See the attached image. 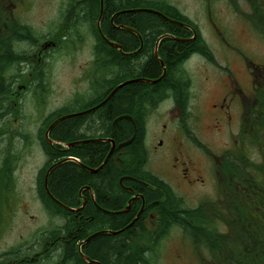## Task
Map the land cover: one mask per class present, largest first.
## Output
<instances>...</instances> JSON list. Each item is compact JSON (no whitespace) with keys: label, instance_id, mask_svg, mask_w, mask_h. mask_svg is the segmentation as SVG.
<instances>
[{"label":"flooded vegetation","instance_id":"af4514ba","mask_svg":"<svg viewBox=\"0 0 264 264\" xmlns=\"http://www.w3.org/2000/svg\"><path fill=\"white\" fill-rule=\"evenodd\" d=\"M81 1L60 0L57 18L43 22L40 31L39 27L34 25L38 26V23L33 21L34 17L29 15L32 12L33 0H0V147L5 146L3 144L11 137L10 128L6 127L8 120L11 119L14 126L18 124L15 134V140H18L22 136L20 129L24 110L28 106H33L37 111L48 108L47 102L53 90L55 53L64 52L69 57L71 51L85 49L89 51V59L81 66L82 74L73 80L68 79L69 87L72 84L76 91L69 97L66 105L58 109L67 112L68 115L74 114L72 117H86L88 120L93 118L109 100L114 99L118 90L126 87L118 88L120 84L128 80L146 79L129 77L126 79L125 76L118 75L119 68L114 65L117 60L104 58L101 50L106 46L112 47L120 56L130 58L135 56L136 51H125L119 42L106 39L115 44L111 46L104 39L103 30L100 28L107 19L103 18L101 13L97 19L95 16H88L82 11ZM236 12L244 21L249 14H253L251 10L249 13L243 10ZM110 24L116 31L123 32L126 29L124 26H116L114 17ZM247 24L264 40L250 22ZM214 27L218 35L222 36L226 50L238 55L237 64L228 58L219 59L214 48L203 37L198 25L184 27L183 31L187 33L181 37L184 41L180 43L183 45L192 43L191 51L188 49L181 51L184 55L181 68L178 63L173 69L175 73L172 74L176 81L173 85L178 84L184 89V102L179 104L174 90L162 86L153 93L157 99L143 105L140 111V125L143 129L142 148L147 159L142 163L144 170L137 175L128 174L119 178V186L125 194L123 197L120 196L124 199L123 208L118 211L105 209L99 202L97 188L91 185H84L80 189V202L76 203L78 206H68L64 215L54 206L49 208L41 203L40 210L55 223L44 229L37 228L35 233L45 232L33 236L34 242L26 250L21 244H14L9 250L1 252L0 264H101L86 254L88 242L100 234L115 235L124 230L112 231L106 228L103 231H94L96 233L93 232V235L90 232L74 247L72 242L76 230L72 226L75 223L82 224L83 212L87 213L88 206L103 213L109 211L111 216H119L126 212L135 214L137 210L130 225L146 215L145 228L155 231L159 224L164 222L165 217L160 207L165 205L168 199L171 204L182 209H202L206 213V219L211 218L213 225L216 224L218 232L221 233L222 250H219L214 235L210 238L209 248H206L198 246V243L195 245L180 227L175 226L171 229L169 236L178 228L190 240L194 249L193 255L201 264H264V59H259L252 53L258 59L254 61L247 55L251 53L245 52L239 45L229 43V38L222 28ZM128 31L130 34L135 33L132 30ZM98 35L103 38L105 45L98 43ZM141 36L139 35L140 48L143 49L145 40ZM200 40L203 43H198ZM160 45L161 38H158L154 42L153 56L160 65V77L148 79L154 82H136H146L154 86L163 82L168 73V66L161 54ZM199 46L209 49V52L202 51ZM176 54L181 55L178 49ZM209 55L212 57L209 58ZM194 61L198 62L197 67L202 71L201 76L205 79L206 85L210 82L212 72L217 74L216 80L221 81L223 87L224 95L210 109L217 123V126H214L216 131L227 132V147L221 148L222 151L217 153L199 139L198 129L195 127L196 119L200 116L199 108L195 104L193 71L189 67ZM208 68L212 70H207ZM106 76L111 79L113 88L103 92L107 82ZM162 91L164 94L159 95ZM147 94L151 96L149 92ZM105 100L107 102L103 103ZM153 114L163 116L165 122L157 132L155 146H151L148 141V119ZM122 116L129 117L123 120L132 123L133 136L136 138L139 126L135 118L128 114ZM119 117L112 122L114 132L118 131ZM223 126H227L228 131L224 130ZM101 135H87L83 140L84 144L101 143L103 140ZM184 140L193 144L207 159L216 186L215 195L199 199L195 204L190 201L193 199H189L172 185L171 179H167L172 177L180 185L190 189L199 185L205 186L207 183L199 164L186 154ZM114 142L115 148L111 157L122 162L128 157L127 149L131 144L120 148L119 146L126 141L118 144L115 140ZM110 144L108 155L113 147L112 142ZM154 152L160 158L166 159L172 176H164L150 168ZM72 158L76 160L71 162H75L81 169L91 174H98L103 169L91 172L97 168H91L78 158ZM13 168L12 158L3 155L0 150V173H6L0 176V235L7 230L8 221L17 211L18 196ZM148 190H161L162 197L149 199L146 196ZM130 237L134 239L133 234H130ZM157 254L160 258V252Z\"/></svg>","mask_w":264,"mask_h":264},{"label":"trees","instance_id":"16d2710c","mask_svg":"<svg viewBox=\"0 0 264 264\" xmlns=\"http://www.w3.org/2000/svg\"><path fill=\"white\" fill-rule=\"evenodd\" d=\"M246 1L249 3L251 12H253L246 17V20L264 37V0ZM230 2L237 11L241 10L238 0H230ZM80 3L83 4L82 11L88 16H95V19L98 18L103 7V18L107 19V22L103 21L102 24L104 36L106 35L107 39L110 38L122 44L125 51H136L135 56L130 58L120 56L112 47H102L101 52L104 58L117 60L114 65L119 68L118 75H123L126 79L127 77L131 79L159 78L161 68L153 56L154 42L158 38H161L160 50L168 66V73L161 84L154 86L146 82L132 83L124 89L118 90L114 99L109 100L93 118L89 120L86 117L67 118L58 122L50 132V138L59 143L79 142L85 140L87 135L102 134V138L114 139L118 144L127 142L132 138L134 127L129 120H120L117 123L118 131L114 132L112 130L113 120L123 114L132 115L135 118L139 126L138 134L127 149L128 157L122 162L111 157L98 174H91L81 169L75 162H64L51 172L47 181L49 193L66 207L78 206L76 203L80 202V189L84 185H91L97 188L99 202L105 209L118 211L123 208L124 199H121L120 196L125 195L119 186V178L128 174L137 175L138 172L144 170L142 163L147 159L146 152L142 148L143 129L140 125V111L143 105L148 101L153 102L156 98L155 94L153 95L154 91L162 86H165L166 89L171 87L174 90L179 104L184 102V89L178 84L173 85L176 81L172 74L175 73L173 69L178 63L179 68H181L184 60L181 51H185V49L191 51L192 43L186 45L180 43V41H184L181 37L187 33L183 31L185 30L184 27H195L196 25L178 7L166 0H82ZM113 17L116 26H124L135 33L130 34L131 32L129 33L126 29L123 32L112 29L110 20ZM139 35H142L141 37L145 40L143 49L140 48L141 38ZM98 43L105 45V41L99 35ZM198 43L201 44L203 41L200 40ZM199 47L202 51L209 52V49H205L203 46ZM177 49L181 55L176 54ZM112 53L114 54L111 56ZM208 57L211 58L212 56L209 55ZM106 80V87L103 88V92L113 88L108 76H106ZM119 82L122 81H117V83ZM147 92L151 96H147ZM162 94H164L163 91L159 95ZM66 113L65 111L56 112L47 123L50 124L68 115ZM45 147L49 163L61 161L66 157H75L91 168H98L105 162L111 144L109 142L87 143L67 150L61 146H50L45 142ZM2 173L6 175V173ZM40 174L38 190L41 201L49 208L54 206L64 215L67 210L53 201L46 193L45 171H41ZM8 177L6 178L8 179ZM146 196L149 199L157 197L160 199L162 197L161 190H148ZM86 210L87 213L83 212L82 224L75 223L72 226L76 230L74 232L75 239L72 242L74 247L78 241L85 239L90 232L92 234L94 231H103L106 228L112 231L124 230L115 235L100 234L88 242L86 254L100 261L101 264H157L159 249L157 247L162 240L169 237L171 229L175 226L180 227L185 234L190 236L194 244L198 243V246L201 247L209 248L210 238H213L214 235L215 244L219 246V250H222L221 233L218 232L216 224L213 225L211 218L206 219V213L200 208L182 209L171 204L168 199L166 204L160 207V211L165 217L164 222L159 224V228L155 231H149L145 228L144 219L146 215L130 225L137 210L135 214L126 212L119 216H111L109 211L103 213L92 209L90 206ZM130 234L134 235V239L130 237ZM145 244L148 247H141Z\"/></svg>","mask_w":264,"mask_h":264},{"label":"rangeland","instance_id":"374dc122","mask_svg":"<svg viewBox=\"0 0 264 264\" xmlns=\"http://www.w3.org/2000/svg\"><path fill=\"white\" fill-rule=\"evenodd\" d=\"M178 7L185 15L194 21L205 38L214 48L219 59L228 58L237 64L238 55L229 52L225 48L222 36L218 35L214 26L222 28L229 38V43L239 45L254 61L264 59V40L247 23L241 19L236 9L229 0H166ZM60 0H33L32 12L29 14L34 17V22L38 23L35 27L42 30L43 22L55 19L58 16V6ZM241 10L250 12L249 3L246 0H238ZM255 54L254 55H252ZM87 49L71 51L69 57L64 52L55 53L54 57V77L53 90L48 100V108L37 111L33 106H28L22 113L21 138L15 140L18 124L12 125L11 119L7 121L6 127L10 129V140L1 146L0 150L5 156L13 160L14 180L16 185L17 211L8 221L7 230L0 235V253L9 250L12 245H22L30 247L34 242L33 236H39L43 232L35 233L37 228H47L49 224H54L45 212L40 209L41 199L38 190V179L40 172L46 170L47 153L44 143V134L47 128L45 118L49 117L54 111L66 105L69 97L74 94L76 89L73 85L69 87L68 79H75L82 74L81 66L89 59ZM191 65V66H190ZM189 65L192 72L194 91L196 92L195 104L199 108V119H196L195 127L198 129L199 139L211 147L215 152L222 151L221 148L227 147V132H217V123L210 109L212 105L219 101L224 95L221 81L216 80L217 74L210 73V82L206 85L198 69V62ZM207 70H212L208 68ZM215 78V79H214ZM163 116L156 114L150 115L148 119V141L151 146H155L157 132L162 128ZM10 124V125H9ZM215 126V127H214ZM5 127V128H6ZM17 127V128H16ZM223 129L228 131L227 126ZM11 143V145H10ZM186 147V154L193 161L199 164L201 171L206 178V185H199L197 188H187L180 185L172 177L170 182L183 195L188 196L193 204L198 200L215 195L216 186L212 179L211 166L202 152L187 140L183 141ZM150 168L164 176H172L169 172L168 162L160 158L155 152L151 156ZM35 219L34 221L31 220ZM141 247H148L146 244ZM160 258L157 264H201L193 255V247L190 240L178 228L172 231V235L162 240L158 245ZM145 255V254H144Z\"/></svg>","mask_w":264,"mask_h":264},{"label":"bare ground","instance_id":"6f19581e","mask_svg":"<svg viewBox=\"0 0 264 264\" xmlns=\"http://www.w3.org/2000/svg\"><path fill=\"white\" fill-rule=\"evenodd\" d=\"M100 23V22H99ZM100 28H102V26H100ZM102 34H104V33H102ZM100 36V35H99ZM102 37V36H101ZM107 37V36H106ZM102 40H103V38H102ZM65 41V40H64ZM108 41V40H107ZM67 42V41H66ZM112 46V45H111ZM157 46H159V45H157ZM7 47V46H6ZM156 50V49H155ZM158 53V52H157ZM166 71V70H165ZM165 76V75H164ZM164 79V78H163ZM136 81H151V80H148V79H137V80H135V81H132V80H128V81H126V82H124V83H122V84H120L119 86H118V88L120 87V88H123V87H125V86H127V85H129L130 83H133V82H136ZM151 82H154V81H151ZM116 90V89H115ZM110 98H108L107 100H109ZM107 100H105L103 103H106L107 102ZM62 118V117H61ZM123 119H129V117L128 116H122V117H119L118 119H117V121H120V120H123ZM135 139V136H133L130 140H128L127 142H129V141H131L132 139ZM134 139H133V141H134ZM102 142H114V140H106V138H103V140H101ZM132 141V142H133ZM85 142L84 141H79V142H74V146H76V145H82V144H84ZM72 158V157H71ZM105 163V162H104ZM104 165V164H103ZM103 165H101L99 168H97V169H95V170H91L92 172H98L99 170H101L104 166ZM50 174H51V172L49 173V175H48V173L46 174V176H45V185L47 184V180H48V178H49V176H50ZM89 258V257H88ZM88 258H86L88 261H90Z\"/></svg>","mask_w":264,"mask_h":264},{"label":"water","instance_id":"95a60500","mask_svg":"<svg viewBox=\"0 0 264 264\" xmlns=\"http://www.w3.org/2000/svg\"><path fill=\"white\" fill-rule=\"evenodd\" d=\"M140 11H143V10H140ZM145 11H149V10H145ZM159 15H162V14H159ZM112 95H113V94H112ZM112 95H111V96H112ZM111 96H110V97H111ZM67 117H70V116H67ZM67 117H64V118L59 119L58 121H56V122L50 127V129L48 130V132H47V134H46V137H47L49 143L54 144L51 140H49V133H50L51 129L53 128V126H54L56 123L62 121L63 119H65V118H67ZM133 139H134V138H133ZM133 139H132L131 141H129V142H126V143L121 144L119 147L122 148V147H126V146L130 145V144L132 143ZM112 143H113V149H114V148H115V143H114V142H112ZM71 145H74V144H71ZM71 145H69V147H70ZM113 149H112V151L110 152V154L108 155V157H107V159H106L104 165L108 162L110 156L112 155V153H113ZM59 165H60V163L54 165V166L49 170L48 175H49V173H50L53 169H55V168L58 167ZM104 165H103V166H104Z\"/></svg>","mask_w":264,"mask_h":264}]
</instances>
